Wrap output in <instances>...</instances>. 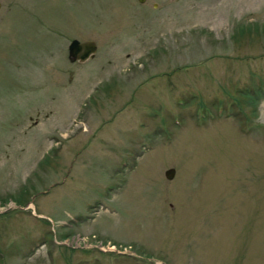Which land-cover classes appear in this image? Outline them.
Instances as JSON below:
<instances>
[{
  "label": "rangeland",
  "instance_id": "1",
  "mask_svg": "<svg viewBox=\"0 0 264 264\" xmlns=\"http://www.w3.org/2000/svg\"><path fill=\"white\" fill-rule=\"evenodd\" d=\"M0 264H264V0H0Z\"/></svg>",
  "mask_w": 264,
  "mask_h": 264
},
{
  "label": "water",
  "instance_id": "2",
  "mask_svg": "<svg viewBox=\"0 0 264 264\" xmlns=\"http://www.w3.org/2000/svg\"><path fill=\"white\" fill-rule=\"evenodd\" d=\"M142 2L143 0H137ZM96 45L95 42L91 39L79 41L75 38H72L67 44V59L70 62L78 61L84 62L88 58H92L95 54ZM174 174L173 168H168L164 171V176L167 179L172 178Z\"/></svg>",
  "mask_w": 264,
  "mask_h": 264
},
{
  "label": "flooded vegetation",
  "instance_id": "3",
  "mask_svg": "<svg viewBox=\"0 0 264 264\" xmlns=\"http://www.w3.org/2000/svg\"><path fill=\"white\" fill-rule=\"evenodd\" d=\"M74 62V61H73Z\"/></svg>",
  "mask_w": 264,
  "mask_h": 264
}]
</instances>
